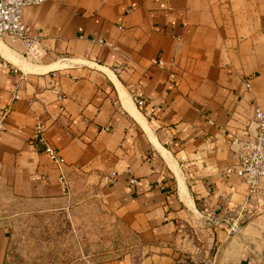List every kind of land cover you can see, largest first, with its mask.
I'll return each instance as SVG.
<instances>
[{"label": "crops", "instance_id": "0c3cea01", "mask_svg": "<svg viewBox=\"0 0 264 264\" xmlns=\"http://www.w3.org/2000/svg\"><path fill=\"white\" fill-rule=\"evenodd\" d=\"M23 18L40 33L35 56L0 37V171L14 193L64 205L96 188L136 234L138 264L219 243L217 264H264V179L252 192L233 172V140L264 110V0H45ZM38 121L64 181L32 141ZM8 249L0 228V264Z\"/></svg>", "mask_w": 264, "mask_h": 264}, {"label": "rangeland", "instance_id": "374dc122", "mask_svg": "<svg viewBox=\"0 0 264 264\" xmlns=\"http://www.w3.org/2000/svg\"><path fill=\"white\" fill-rule=\"evenodd\" d=\"M73 189L64 205L29 200L17 196L0 171V228L9 237L8 263L79 264L131 255L138 264L144 251L136 234L105 207L96 188ZM237 227L229 232L234 235ZM220 251L219 243L185 252L175 264H217Z\"/></svg>", "mask_w": 264, "mask_h": 264}, {"label": "built area", "instance_id": "2783aa9c", "mask_svg": "<svg viewBox=\"0 0 264 264\" xmlns=\"http://www.w3.org/2000/svg\"><path fill=\"white\" fill-rule=\"evenodd\" d=\"M45 0H0V37L8 36L20 40L25 48V57H33L38 52L40 33L35 32L29 24L24 21V10L33 5H39ZM92 42L104 43L101 38H92ZM158 65L163 66L164 62L158 60ZM250 82L246 83L250 88ZM138 108L144 107V100L134 98ZM5 111L0 113V133L3 129ZM253 128L243 139L234 138L233 142L239 145V162L233 168V172L248 186L250 191H256L260 179H264V110L255 108ZM45 126L38 121L35 125L32 141L42 147L52 164L60 172V178L64 181L63 167L65 159L57 150L49 145L44 137ZM114 173L108 178L111 180ZM136 178L129 179L130 184L136 183ZM218 216V215H217ZM210 221L214 224H221L223 217L211 215ZM234 229V228H233ZM231 229V230H233Z\"/></svg>", "mask_w": 264, "mask_h": 264}, {"label": "water", "instance_id": "95a60500", "mask_svg": "<svg viewBox=\"0 0 264 264\" xmlns=\"http://www.w3.org/2000/svg\"><path fill=\"white\" fill-rule=\"evenodd\" d=\"M234 235L237 236L238 235V231Z\"/></svg>", "mask_w": 264, "mask_h": 264}]
</instances>
